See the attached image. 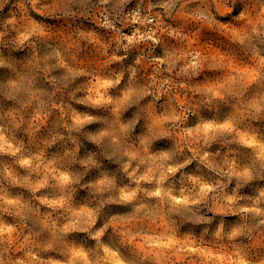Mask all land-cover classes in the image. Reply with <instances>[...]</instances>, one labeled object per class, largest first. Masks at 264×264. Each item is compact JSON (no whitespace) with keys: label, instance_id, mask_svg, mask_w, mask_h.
Instances as JSON below:
<instances>
[{"label":"rangeland","instance_id":"374dc122","mask_svg":"<svg viewBox=\"0 0 264 264\" xmlns=\"http://www.w3.org/2000/svg\"><path fill=\"white\" fill-rule=\"evenodd\" d=\"M0 264H264V0H0Z\"/></svg>","mask_w":264,"mask_h":264}]
</instances>
